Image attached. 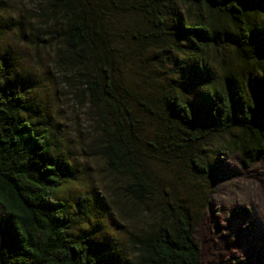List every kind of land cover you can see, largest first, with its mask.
I'll list each match as a JSON object with an SVG mask.
<instances>
[{"label": "trees", "instance_id": "16d2710c", "mask_svg": "<svg viewBox=\"0 0 264 264\" xmlns=\"http://www.w3.org/2000/svg\"><path fill=\"white\" fill-rule=\"evenodd\" d=\"M10 2L0 0V264H204L195 233L209 197L196 181L215 184L231 154L247 167L264 157V0ZM12 31L36 49L30 62ZM80 110L123 221L94 186L66 191L80 177ZM157 165L175 174L164 181ZM95 211L107 219L89 222Z\"/></svg>", "mask_w": 264, "mask_h": 264}, {"label": "rangeland", "instance_id": "374dc122", "mask_svg": "<svg viewBox=\"0 0 264 264\" xmlns=\"http://www.w3.org/2000/svg\"><path fill=\"white\" fill-rule=\"evenodd\" d=\"M10 3L17 10L21 8V4H15V0ZM25 6L28 9L33 4L26 2ZM10 12L13 13V9ZM13 33L9 34V39L14 41L15 47L30 62L36 49L22 40H14ZM40 52L43 54V51ZM46 56L43 54L44 58ZM83 113L80 110L76 114L78 117L75 121L81 131L73 130L77 138H74L76 145H72L73 151L78 150L76 157H79L80 177L66 191L71 190L74 195L81 197L94 186L111 206L109 213L112 212L117 220L123 221L121 215L126 214L124 201L113 188L116 185L109 177L104 160L90 149L89 123ZM84 149L86 151L83 152ZM156 169L164 181L175 174L174 170L171 172L166 166L157 165ZM196 182L209 197L202 208L203 217L195 233L202 249V262L233 264L231 257L244 258L250 254L256 264H264V157L247 167L243 165L240 154H231L215 184L207 187L204 181ZM242 210L243 213H237ZM97 218L102 221L107 219L101 211H95L89 222H95ZM126 223L130 224V221L126 220Z\"/></svg>", "mask_w": 264, "mask_h": 264}, {"label": "bare ground", "instance_id": "6f19581e", "mask_svg": "<svg viewBox=\"0 0 264 264\" xmlns=\"http://www.w3.org/2000/svg\"><path fill=\"white\" fill-rule=\"evenodd\" d=\"M226 159H227V157H226ZM202 217H203V216H202V214H201V218L199 219V221L197 222V224H199V222L201 221Z\"/></svg>", "mask_w": 264, "mask_h": 264}]
</instances>
